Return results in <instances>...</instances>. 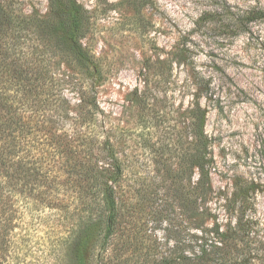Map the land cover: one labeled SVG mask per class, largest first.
<instances>
[{
	"label": "rangeland",
	"instance_id": "374dc122",
	"mask_svg": "<svg viewBox=\"0 0 264 264\" xmlns=\"http://www.w3.org/2000/svg\"><path fill=\"white\" fill-rule=\"evenodd\" d=\"M13 1L25 14L48 12V0ZM75 1L90 17L82 42L106 78L96 88L99 107L114 142L124 132L126 172L142 178L140 200L124 208L120 231L106 250H90L88 264H159L173 249L190 251L202 228L237 233L228 202L241 180L255 189L248 237L264 255V17L248 14H264V0ZM196 104L206 113L212 195L208 212L193 218L173 173L184 166L178 154L192 139L187 110ZM184 170L186 188L196 174ZM17 217L0 264H70V250L51 249L48 218Z\"/></svg>",
	"mask_w": 264,
	"mask_h": 264
},
{
	"label": "trees",
	"instance_id": "16d2710c",
	"mask_svg": "<svg viewBox=\"0 0 264 264\" xmlns=\"http://www.w3.org/2000/svg\"><path fill=\"white\" fill-rule=\"evenodd\" d=\"M248 14L250 19L264 17L261 11ZM89 29L88 12L75 0H48L44 15L25 14L17 2L0 0V247L4 250L15 219L27 212L48 218L52 250H70V264H88L90 250L111 245L124 208L140 200L135 185L142 178L126 172L124 132H118L114 142L108 116L97 101L96 88L106 78L102 64L82 42ZM187 113L192 139L185 149L180 146L178 157L196 180L185 188L184 166L173 178L179 198L188 201L195 218L208 212L211 157L203 130L205 111L196 104ZM254 190L253 184L241 180L228 202L238 216L237 233L202 228L183 249L190 251L173 249L159 264H264V255H256L248 237Z\"/></svg>",
	"mask_w": 264,
	"mask_h": 264
}]
</instances>
